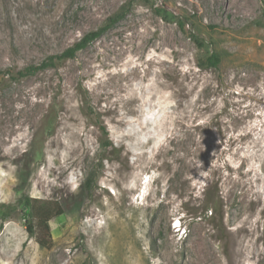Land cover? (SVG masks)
Returning a JSON list of instances; mask_svg holds the SVG:
<instances>
[{
  "label": "rangeland",
  "instance_id": "rangeland-1",
  "mask_svg": "<svg viewBox=\"0 0 264 264\" xmlns=\"http://www.w3.org/2000/svg\"><path fill=\"white\" fill-rule=\"evenodd\" d=\"M211 256L264 264V0H0V264Z\"/></svg>",
  "mask_w": 264,
  "mask_h": 264
},
{
  "label": "trees",
  "instance_id": "trees-1",
  "mask_svg": "<svg viewBox=\"0 0 264 264\" xmlns=\"http://www.w3.org/2000/svg\"><path fill=\"white\" fill-rule=\"evenodd\" d=\"M122 17L123 14H119L114 17V19H109L106 25H104L97 31H93L86 34L78 43L64 51L61 55L49 58L40 68H29L26 70L25 73L21 72L20 74H33L34 72L40 69L54 67L59 61L74 59L80 51L86 49L90 44H92L94 41L98 40L102 35H104L106 31L111 27V25H113L112 23L114 21H119L120 19H122ZM191 38L199 47L204 46V43L199 39L197 35L191 33ZM203 62L199 64L200 68H216L221 63V57L217 52H213ZM103 131L105 132L104 129ZM111 146V142L108 141L105 144L104 148H108ZM90 181L91 180L89 179L88 182L90 183ZM32 202L33 201L29 198H27L25 202L26 212L24 217L25 222L27 224V232L30 236H34L36 233V229H38L41 235L38 237L37 242L41 247H49L51 244V229L49 223L52 220L53 216L50 210L44 206H40L37 210H35V207H33ZM37 202L38 201H35L34 203Z\"/></svg>",
  "mask_w": 264,
  "mask_h": 264
},
{
  "label": "bare ground",
  "instance_id": "bare-ground-1",
  "mask_svg": "<svg viewBox=\"0 0 264 264\" xmlns=\"http://www.w3.org/2000/svg\"><path fill=\"white\" fill-rule=\"evenodd\" d=\"M49 171H50V169H49ZM39 185L41 188L44 189V187H50L52 185V183L48 182L44 176H41L39 179ZM68 188H69V185H68L67 189ZM194 258H197V256ZM185 261H186V264H219L217 257H214V256L209 257L208 260L206 259L205 263H203L197 259H192V258H187Z\"/></svg>",
  "mask_w": 264,
  "mask_h": 264
}]
</instances>
